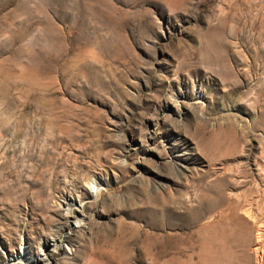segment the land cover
<instances>
[{
	"label": "rangeland",
	"instance_id": "rangeland-1",
	"mask_svg": "<svg viewBox=\"0 0 264 264\" xmlns=\"http://www.w3.org/2000/svg\"><path fill=\"white\" fill-rule=\"evenodd\" d=\"M33 259L264 264V0H0V264Z\"/></svg>",
	"mask_w": 264,
	"mask_h": 264
},
{
	"label": "bare ground",
	"instance_id": "bare-ground-1",
	"mask_svg": "<svg viewBox=\"0 0 264 264\" xmlns=\"http://www.w3.org/2000/svg\"><path fill=\"white\" fill-rule=\"evenodd\" d=\"M77 198H79V196H77ZM69 233V232H68ZM54 243L52 244V248L54 249V250H61L62 249V246H61V244H60V241H58V240H54L53 241ZM41 262H43L42 260H39V259H33V260H31V261H28V264H40Z\"/></svg>",
	"mask_w": 264,
	"mask_h": 264
}]
</instances>
